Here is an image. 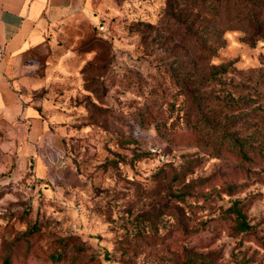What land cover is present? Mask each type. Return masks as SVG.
<instances>
[{"label": "rangeland", "instance_id": "374dc122", "mask_svg": "<svg viewBox=\"0 0 264 264\" xmlns=\"http://www.w3.org/2000/svg\"><path fill=\"white\" fill-rule=\"evenodd\" d=\"M107 7L10 63L0 264H264V0Z\"/></svg>", "mask_w": 264, "mask_h": 264}, {"label": "crops", "instance_id": "0c3cea01", "mask_svg": "<svg viewBox=\"0 0 264 264\" xmlns=\"http://www.w3.org/2000/svg\"><path fill=\"white\" fill-rule=\"evenodd\" d=\"M113 1L0 0V114L16 121L23 113L10 80V63L15 62L27 47L39 44L50 28L79 17L102 14Z\"/></svg>", "mask_w": 264, "mask_h": 264}, {"label": "built area", "instance_id": "2783aa9c", "mask_svg": "<svg viewBox=\"0 0 264 264\" xmlns=\"http://www.w3.org/2000/svg\"><path fill=\"white\" fill-rule=\"evenodd\" d=\"M98 31L99 33L101 34H106L108 32V28H107V25L105 23L101 24L99 27H98Z\"/></svg>", "mask_w": 264, "mask_h": 264}, {"label": "trees", "instance_id": "16d2710c", "mask_svg": "<svg viewBox=\"0 0 264 264\" xmlns=\"http://www.w3.org/2000/svg\"><path fill=\"white\" fill-rule=\"evenodd\" d=\"M238 216H239V217L241 216L240 212H238ZM240 226H242L243 229H248V228H249V226H248L247 224H245L244 221H242V223L240 224ZM4 264H10L9 259H7V260L4 262Z\"/></svg>", "mask_w": 264, "mask_h": 264}]
</instances>
